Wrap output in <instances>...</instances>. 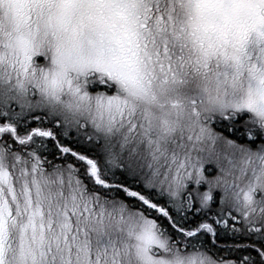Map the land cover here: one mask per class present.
Returning <instances> with one entry per match:
<instances>
[{"label":"snow or ice","instance_id":"6c2138e0","mask_svg":"<svg viewBox=\"0 0 264 264\" xmlns=\"http://www.w3.org/2000/svg\"><path fill=\"white\" fill-rule=\"evenodd\" d=\"M0 264H264V0H0Z\"/></svg>","mask_w":264,"mask_h":264}]
</instances>
